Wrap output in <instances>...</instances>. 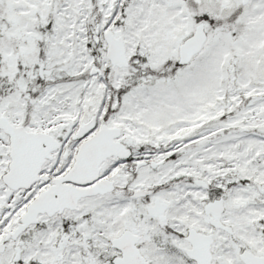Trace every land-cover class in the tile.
<instances>
[{
	"label": "snow or ice",
	"instance_id": "1",
	"mask_svg": "<svg viewBox=\"0 0 264 264\" xmlns=\"http://www.w3.org/2000/svg\"><path fill=\"white\" fill-rule=\"evenodd\" d=\"M0 264H264V0H0Z\"/></svg>",
	"mask_w": 264,
	"mask_h": 264
}]
</instances>
